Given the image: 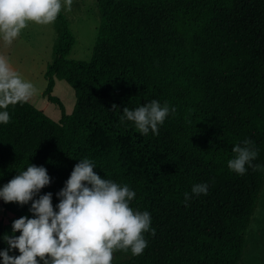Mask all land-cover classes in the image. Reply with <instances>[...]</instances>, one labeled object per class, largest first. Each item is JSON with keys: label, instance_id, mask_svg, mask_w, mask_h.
<instances>
[{"label": "trees", "instance_id": "16d2710c", "mask_svg": "<svg viewBox=\"0 0 264 264\" xmlns=\"http://www.w3.org/2000/svg\"><path fill=\"white\" fill-rule=\"evenodd\" d=\"M95 1L101 18L89 61L68 59L75 39L62 12L56 19L60 43L43 96L62 109L51 75L64 80L76 93L71 116L58 124L29 102L8 107L0 188L30 164L43 166L51 182L34 199L51 192L55 208L74 166L88 158L101 178L136 193L130 207L151 215L143 253L119 250L130 258L114 264H239L264 187V0ZM152 100L170 108L158 134L121 121L124 107ZM245 139L260 167L240 175L227 162ZM199 183L206 195L192 194ZM31 203L0 198L10 215L0 219V251L9 247L5 234L20 235L16 219L34 218Z\"/></svg>", "mask_w": 264, "mask_h": 264}, {"label": "clouds", "instance_id": "9594fccd", "mask_svg": "<svg viewBox=\"0 0 264 264\" xmlns=\"http://www.w3.org/2000/svg\"><path fill=\"white\" fill-rule=\"evenodd\" d=\"M71 5L72 0H0V39L11 45L30 23L52 24L62 8L70 11ZM35 93L34 84L0 55V123L9 122L10 105L27 103ZM112 107L117 108L115 104ZM169 111L167 103L161 106L152 100L134 110L124 107L121 121L133 122L141 134L147 135L150 130L158 134V126ZM232 152L234 158L228 160L227 166L237 174H245L246 165L254 170L260 167L251 163L258 154L251 140L234 145ZM94 168L90 159H80L56 194L59 203L55 208L51 192L34 199L51 182L43 166L30 164L0 188V198L5 203L24 205L32 201L30 211L34 217L24 216L13 222L12 231L19 232V236L4 235L9 247L0 251L2 264H112L117 250L143 253L147 247L144 234L151 226L150 213L130 207L136 193L128 185L101 178ZM191 192L206 195L208 185L195 184ZM184 195L185 201L191 199L189 193ZM151 234L155 235L154 228ZM13 249L19 255H9Z\"/></svg>", "mask_w": 264, "mask_h": 264}, {"label": "rangeland", "instance_id": "374dc122", "mask_svg": "<svg viewBox=\"0 0 264 264\" xmlns=\"http://www.w3.org/2000/svg\"><path fill=\"white\" fill-rule=\"evenodd\" d=\"M61 12L67 19L75 39L68 59L89 61L101 18L100 8L95 0H72L71 10L62 8ZM60 34L61 25L56 20L49 25L30 23L11 45H5L0 39V55L6 56L13 68L36 88L35 95L28 102L58 124L63 116H71L76 102L74 89L54 74L51 75L53 86L50 95L59 100L62 109L56 101H50L47 96H43L49 88L47 74L55 58L53 48L60 43ZM67 124L68 121L65 120L63 125ZM9 218L10 215L5 213L0 205V219L7 223ZM245 239L239 264H264V187L245 232ZM129 258L128 254L117 250L113 254L112 264L128 261Z\"/></svg>", "mask_w": 264, "mask_h": 264}, {"label": "crops", "instance_id": "0c3cea01", "mask_svg": "<svg viewBox=\"0 0 264 264\" xmlns=\"http://www.w3.org/2000/svg\"><path fill=\"white\" fill-rule=\"evenodd\" d=\"M101 12V11H100Z\"/></svg>", "mask_w": 264, "mask_h": 264}]
</instances>
